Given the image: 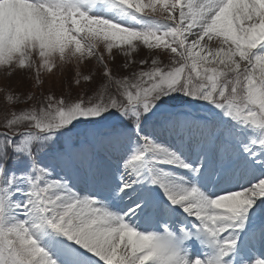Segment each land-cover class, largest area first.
I'll return each mask as SVG.
<instances>
[{"label":"snow or ice","instance_id":"snow-or-ice-1","mask_svg":"<svg viewBox=\"0 0 264 264\" xmlns=\"http://www.w3.org/2000/svg\"><path fill=\"white\" fill-rule=\"evenodd\" d=\"M69 65L0 87V264H264V0H0L6 77Z\"/></svg>","mask_w":264,"mask_h":264},{"label":"rangeland","instance_id":"rangeland-1","mask_svg":"<svg viewBox=\"0 0 264 264\" xmlns=\"http://www.w3.org/2000/svg\"><path fill=\"white\" fill-rule=\"evenodd\" d=\"M115 51V50H114ZM150 51L146 47H141L138 50V54L133 58L139 61L141 58L151 59ZM123 58L117 54V62ZM94 68L93 64L82 65L80 71L87 74L90 70ZM75 74V67L72 65L66 66L64 68H57L51 74H43L42 78L45 80L44 85L41 88H34L33 82L27 79L24 74L17 73L16 75L8 78L0 71V87H11L17 92H28L33 91L37 96L41 92L48 93L51 91L57 97L64 95L66 99H75L77 94L84 93L85 89L89 86L82 85L80 87H75L72 84V79ZM3 111V93H0V115Z\"/></svg>","mask_w":264,"mask_h":264}]
</instances>
